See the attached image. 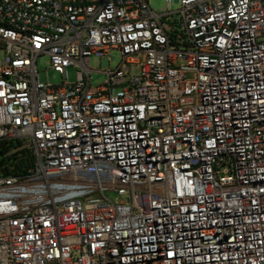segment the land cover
Masks as SVG:
<instances>
[{
  "label": "built area",
  "instance_id": "2783aa9c",
  "mask_svg": "<svg viewBox=\"0 0 264 264\" xmlns=\"http://www.w3.org/2000/svg\"><path fill=\"white\" fill-rule=\"evenodd\" d=\"M170 1L0 0V264H264V0Z\"/></svg>",
  "mask_w": 264,
  "mask_h": 264
},
{
  "label": "rangeland",
  "instance_id": "374dc122",
  "mask_svg": "<svg viewBox=\"0 0 264 264\" xmlns=\"http://www.w3.org/2000/svg\"><path fill=\"white\" fill-rule=\"evenodd\" d=\"M150 8L159 13L161 10L166 9V0H148ZM171 11L175 12L179 6L177 5L175 0H171ZM2 58V54L0 53V60ZM120 62V55L118 52H111L108 56V61L106 60H99L98 58H91L88 63V68L92 70L90 73V81L91 87H96L102 84L105 80V74L102 72L104 70H114ZM37 71H38V79L40 82L49 81L52 85H59L61 83V78L58 74L54 71L50 70L49 68V60L47 57H41L38 59L37 63ZM139 71L137 68H132L131 74L136 75ZM47 74V76H46ZM68 82L73 83L75 81V75L73 69H68ZM105 196L113 200L115 198V193L113 192H106Z\"/></svg>",
  "mask_w": 264,
  "mask_h": 264
},
{
  "label": "water",
  "instance_id": "95a60500",
  "mask_svg": "<svg viewBox=\"0 0 264 264\" xmlns=\"http://www.w3.org/2000/svg\"><path fill=\"white\" fill-rule=\"evenodd\" d=\"M64 190L66 191V193L62 197L63 199H67L79 195L77 192L72 191L73 189L70 187H64Z\"/></svg>",
  "mask_w": 264,
  "mask_h": 264
},
{
  "label": "bare ground",
  "instance_id": "6f19581e",
  "mask_svg": "<svg viewBox=\"0 0 264 264\" xmlns=\"http://www.w3.org/2000/svg\"><path fill=\"white\" fill-rule=\"evenodd\" d=\"M66 186H69V185H67V184H65Z\"/></svg>",
  "mask_w": 264,
  "mask_h": 264
}]
</instances>
